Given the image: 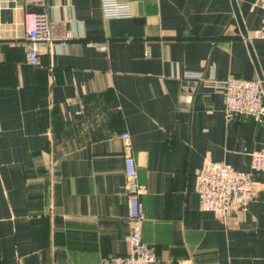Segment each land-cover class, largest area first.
<instances>
[{
	"label": "crops",
	"instance_id": "0c3cea01",
	"mask_svg": "<svg viewBox=\"0 0 264 264\" xmlns=\"http://www.w3.org/2000/svg\"><path fill=\"white\" fill-rule=\"evenodd\" d=\"M117 1L130 16L107 18L102 0H0V264L127 254V152L155 264H264V173L246 211L203 210L196 192L208 161L250 170L264 144V120L227 121L213 85L264 81L261 0H237L252 50L233 0ZM42 10L52 40L31 65L25 16Z\"/></svg>",
	"mask_w": 264,
	"mask_h": 264
},
{
	"label": "built area",
	"instance_id": "2783aa9c",
	"mask_svg": "<svg viewBox=\"0 0 264 264\" xmlns=\"http://www.w3.org/2000/svg\"><path fill=\"white\" fill-rule=\"evenodd\" d=\"M264 10V0H261ZM0 2V38L3 30ZM102 8L107 18H122L130 16L129 4L117 0H102ZM26 61L28 64L40 63L39 44L52 40L51 21L47 11L28 13L25 16ZM256 38L264 39V12L260 27L254 32ZM102 47L100 42H91ZM150 52L147 51L146 55ZM188 77L203 79L201 73L188 72ZM215 86L225 94V118L231 121L237 117H253L257 121L264 120V88L261 79H245L229 75L224 79H216ZM123 137L129 143L128 132ZM125 175L128 193L130 234V250L127 254L104 259L101 264H155L156 256L143 239V229L146 220L145 206L142 194L146 186L139 181L138 164L131 152L125 155ZM264 173V144L251 152V169L240 170L225 161H208L201 169L196 183V192L200 207L210 210L220 216L229 211L248 210L256 198V174Z\"/></svg>",
	"mask_w": 264,
	"mask_h": 264
},
{
	"label": "water",
	"instance_id": "95a60500",
	"mask_svg": "<svg viewBox=\"0 0 264 264\" xmlns=\"http://www.w3.org/2000/svg\"><path fill=\"white\" fill-rule=\"evenodd\" d=\"M233 6H234V9H235V13H236V16H237V19H238V22H239V25H240V28H241V31H242V34L244 35L245 39H247V42L249 44V47L251 48L252 50V46L250 44V38H249V34L245 28V25L243 23V20H242V16H241V13H240V10H239V5H238V2L237 0H233ZM252 55H253V59L254 61L256 62L257 64V61H256V58L254 56V53L252 52ZM260 79L262 80V84H263V88H264V81H263V77L260 75Z\"/></svg>",
	"mask_w": 264,
	"mask_h": 264
}]
</instances>
